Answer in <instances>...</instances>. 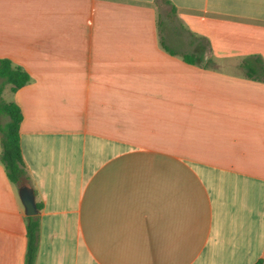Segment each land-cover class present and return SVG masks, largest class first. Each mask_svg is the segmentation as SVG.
Returning a JSON list of instances; mask_svg holds the SVG:
<instances>
[{"label":"crops","instance_id":"crops-1","mask_svg":"<svg viewBox=\"0 0 264 264\" xmlns=\"http://www.w3.org/2000/svg\"><path fill=\"white\" fill-rule=\"evenodd\" d=\"M254 56L264 0H0V58L31 75L10 101L34 264H264ZM1 154L0 133V264H25L29 215Z\"/></svg>","mask_w":264,"mask_h":264},{"label":"trees","instance_id":"trees-1","mask_svg":"<svg viewBox=\"0 0 264 264\" xmlns=\"http://www.w3.org/2000/svg\"><path fill=\"white\" fill-rule=\"evenodd\" d=\"M188 62H192L191 55H184ZM250 77L261 73L264 77V60L260 56L248 58L243 63ZM0 78L11 85L12 91L31 80V75L23 67L15 65L9 58H0ZM4 84L0 85V133L2 135L1 160L6 168L8 177L15 183L24 184L27 178L26 164L23 158L20 142V125L23 119L21 107L14 101L3 98ZM3 117L7 118L4 122ZM39 206V204H38ZM40 227L37 215L28 216L27 237L28 246L26 263L34 264L37 253V235Z\"/></svg>","mask_w":264,"mask_h":264},{"label":"water","instance_id":"water-1","mask_svg":"<svg viewBox=\"0 0 264 264\" xmlns=\"http://www.w3.org/2000/svg\"><path fill=\"white\" fill-rule=\"evenodd\" d=\"M21 200L29 216L37 215L39 208L36 202L34 189L27 184H22L19 189Z\"/></svg>","mask_w":264,"mask_h":264},{"label":"rangeland","instance_id":"rangeland-1","mask_svg":"<svg viewBox=\"0 0 264 264\" xmlns=\"http://www.w3.org/2000/svg\"><path fill=\"white\" fill-rule=\"evenodd\" d=\"M1 83L4 84V92H3V98L7 101L12 100L13 93L11 91V85L9 83H6L2 78H0V85ZM7 118L3 117V121L5 122Z\"/></svg>","mask_w":264,"mask_h":264}]
</instances>
